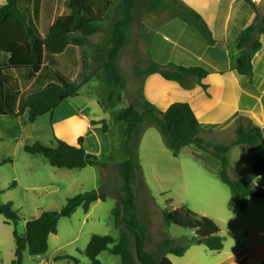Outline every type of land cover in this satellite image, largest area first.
I'll return each mask as SVG.
<instances>
[{
	"label": "rangeland",
	"instance_id": "rangeland-1",
	"mask_svg": "<svg viewBox=\"0 0 264 264\" xmlns=\"http://www.w3.org/2000/svg\"><path fill=\"white\" fill-rule=\"evenodd\" d=\"M150 2H154L155 7ZM179 4V0H136L133 20L126 29V43L118 58L124 88L114 87L100 66L102 50L99 46L104 42L105 32L109 30L113 18L118 17L119 5L96 12L101 19V31L91 37L100 35L94 47V64H99V67L96 70L93 68V74L86 81L81 79L78 82V95L71 97L74 99L69 102L76 108L83 107L91 98L100 103V111L96 109L88 115L92 118L99 113V117L106 120L107 131L104 132L101 123H98L92 124L80 135L84 139L85 150L99 156L100 161L106 163L105 168L97 164L78 169L54 167L43 155L26 152L23 146L36 141L53 145V137L47 136L51 133L48 119L50 113L40 117V126L35 129L37 131L28 126V130H24V133L28 131L27 134L16 140L9 135H16L19 130L17 126L13 123L10 131V127L0 121V203L10 202L18 215L15 223H7L0 214L1 264H11L14 257V230L22 233L27 220L38 217L43 211L59 210L67 198L93 189H103L107 194L106 200L92 203L88 212L79 206L69 217H61L56 234L48 237L47 251L38 256H31L25 251L23 264H74L71 257L78 264H90L84 249L92 234H109L115 240L119 239L121 228L114 224L112 212L117 195H121L122 179L117 164L129 156L124 148V123L116 118V113L128 102L147 100L152 104L157 103V106L154 104L156 110L164 111L171 100H189L201 124L199 136L216 144L232 141L237 124H246L250 120L244 116L240 119L234 106H230L228 97L231 98L232 82L227 74L224 76L209 71L200 81L189 79L190 82L188 80L185 86L190 94L188 98L178 91L161 98L154 96L150 89L144 90L147 81L156 84L157 90L161 88L158 82L153 81L151 74L139 72L150 61L164 67L173 63L197 65L209 70L206 62L201 64L194 59L184 58L178 54V48L172 46L176 32L168 27L172 26L179 31L182 26L178 23L180 21L175 22L180 18L172 16L179 10ZM257 12L263 13L264 8L259 7ZM164 35L167 36L166 41L158 44L159 38L164 39ZM261 67L257 65L251 81L245 75L250 84L264 77ZM72 70H67V75L72 76L69 74ZM11 72L17 74L14 70L8 73ZM50 76L54 79L53 72ZM7 95L11 101V86H7ZM232 110L235 111L231 113ZM9 118L15 121L13 117ZM18 120L21 126L22 122ZM141 130L132 187L134 212L139 222L147 228L146 250L159 254L161 249L167 247L187 245L182 255H167L172 264H241L242 260L244 264H264V199H246L244 208L230 206V189L219 180L216 174L218 163L209 153L189 145L174 156L156 127L144 124ZM76 141L74 139L68 143L75 144ZM255 156L256 151L252 146H232L227 153L229 176L235 179L251 173ZM256 180L255 183L253 181L255 186H264V177ZM181 206L208 216L217 223L219 235L223 239L222 249L210 250L204 243L197 242L198 239L189 228L165 223L162 210ZM97 259L105 264L120 262L119 256L108 250L100 252Z\"/></svg>",
	"mask_w": 264,
	"mask_h": 264
},
{
	"label": "trees",
	"instance_id": "trees-1",
	"mask_svg": "<svg viewBox=\"0 0 264 264\" xmlns=\"http://www.w3.org/2000/svg\"><path fill=\"white\" fill-rule=\"evenodd\" d=\"M111 4L117 1L119 5L118 17L113 18L111 26L105 32L100 66L107 78L116 88H124V78L118 66L119 55L126 43V29L133 20V9L136 0H108ZM250 1V0H248ZM252 1V0H251ZM179 10L172 16H178L184 22L194 26L206 39L213 43L211 31L200 14L179 1ZM155 7L154 2H150ZM37 8V0L35 4ZM252 15L250 20L238 33L235 41L237 56L234 69L246 75L251 81L253 74L252 56L261 47L258 35L264 31V12L259 14L257 7L251 3ZM101 31V19L92 10L87 9L82 14H67L58 17L49 27L44 37L39 36L27 19L26 13L19 9L17 0H5L0 5V115L10 112L6 107L5 88L10 85L12 76L8 73L13 69H30L38 72L43 64V53L58 54L69 45L82 46L87 44V38ZM5 58V60H3ZM143 74L158 73L166 80L176 81L187 86V81H200L209 74V71L197 65L184 66L169 63L164 67L150 61L139 71ZM54 79L43 89L27 94L21 99L19 109L15 113L22 124L34 122L43 114L52 113L61 102L78 95L79 84L58 72H53ZM93 73L88 72L82 77L86 81ZM188 81V83L190 82ZM205 86V85H204ZM121 98V94L118 96ZM240 119L242 118L239 116ZM116 118L124 123L122 131L124 148L128 159L117 164L121 176V195L113 208L114 224L121 228L118 240L111 235L92 234L84 249L90 264H105L97 259L100 252L108 250L120 258L115 264H172L168 254L182 255L187 245L167 247L161 253L153 254L146 250L145 243L147 228L140 223L134 212V194L132 183L137 169V147L140 142L141 128L144 124L156 127L165 145L177 156L180 151L189 145L209 153L218 163L217 176L228 186L231 197L230 206L244 208L246 199H264V186H255L253 181L264 173V136L262 127L250 120L246 124L238 123L235 128V137L227 144L211 143L199 136L201 124L198 121L190 104L186 101H173L164 111L156 110L154 104L147 100L128 102L119 109ZM101 123L102 130L107 131L105 119L91 121V124ZM53 145L34 142L24 145L23 149L30 154L43 155L54 167L78 169L88 165L106 167L99 156L89 153L83 147V137H78L75 144L53 137ZM246 144L256 150L255 162L251 173H246L232 179L228 174L229 160L227 153L232 146ZM4 162V160H2ZM107 194L103 189L90 190L78 193L67 198L59 210L43 211L38 217L25 222L24 231H13L14 257L11 264H23V253L36 256L44 254L48 249V237L56 234L57 223L61 217H69L77 207L81 206L85 212L90 205L98 200L104 201ZM0 214L7 223H15L17 212L11 203H0ZM162 216L167 225L173 224L186 227L193 231L196 239L204 243L213 251L223 247V239L219 235L217 223L210 217L198 214L186 206L175 209L164 208ZM133 243V251L131 250ZM74 264L77 260L71 257ZM244 264V260L241 261ZM261 264V263H258Z\"/></svg>",
	"mask_w": 264,
	"mask_h": 264
},
{
	"label": "crops",
	"instance_id": "crops-1",
	"mask_svg": "<svg viewBox=\"0 0 264 264\" xmlns=\"http://www.w3.org/2000/svg\"><path fill=\"white\" fill-rule=\"evenodd\" d=\"M179 1L201 15L211 31L214 42L211 44L208 43L194 26L177 19L175 22L180 21L178 23L182 24L179 31L172 26L168 27L169 30L173 29L176 32V39L172 41V46H176L178 48V54L183 55L184 58L186 57L190 60L194 59L201 64H205L204 62H206V66L209 69L208 71L221 73L220 75L227 74L229 80L232 82L230 89L231 98L230 96L228 97L230 106H234L239 116L249 118L254 124L261 126L264 136V77L250 84L248 78L245 75L239 74L233 66L237 56L235 41L238 33L250 20L252 15L251 3L257 8H264V0ZM4 2L5 0H0L1 4ZM17 4L19 9L26 13L27 19L36 33L44 37L50 25L60 16L67 14H82L87 9L97 14L96 12L101 9L110 10L111 7L117 4V1L111 4L108 0H37V8H35L36 0H17ZM168 22H171V20ZM166 37L165 35L163 37L164 39L160 37L158 44H163L166 41ZM258 38L261 41V47L252 56L253 71L257 69V65L258 67L262 65L261 71L262 75H264V31L258 35ZM99 40L100 35L95 37L90 36L87 38V44L82 46L69 45L64 51L58 54H51L44 51L43 64L38 72H33L28 69H13L17 74L13 75V72L9 73L12 76V81L9 85L11 86L12 100L10 101L8 98L7 87L5 88V100L6 107L11 113L0 115V121L10 127V131L13 129V123L17 126L19 130L15 133L16 135H9L13 140L21 137V135L25 136L28 131L24 133V130H28L26 128L28 126H31L33 131H37L35 129L40 126V124H38L39 119H41L40 117H45L43 116L45 114L40 115L34 122L21 124V126H19L18 124L20 123L18 119L20 118L16 116L15 113L19 109L21 99L29 93L43 89L53 80L50 76L52 72H58L70 79L74 84H78L86 73H92L93 68L96 70L99 67V64H94V47ZM103 43L99 46L101 50L103 48ZM70 68L73 69L71 73H69L73 74L72 76L66 73ZM158 75V73H154L151 74V77L153 81L161 85V88L157 90L156 84L147 81L144 83V90L150 89L153 91L154 96L161 98H166L170 96L172 92L176 91L184 93L187 98L189 97V92H187L185 87L180 83L166 80ZM72 99L74 98L70 97L61 102L59 106L49 114L50 116L48 119H50L51 133H48L47 136L51 135L52 137L55 136L59 139L71 142L80 137V134H82L84 130L92 127V120L99 121L103 118L99 117L101 116L99 113V115L97 114L95 117H92L93 119L88 115L90 112H94L96 109L98 110V107L101 108L100 103L96 102L95 99L91 98L86 105L80 108H76L70 104L69 101ZM244 99L246 100L245 102H243ZM248 99H250V101H247ZM186 101L188 102L189 100ZM171 102H173V100H171L169 104ZM153 104L155 103L153 102ZM190 106L193 110L191 104ZM235 110H232L231 113ZM9 117H13L15 121H11ZM40 133L41 132H39V134ZM260 177H264V173L256 177L254 183L257 181L256 179Z\"/></svg>",
	"mask_w": 264,
	"mask_h": 264
},
{
	"label": "water",
	"instance_id": "water-1",
	"mask_svg": "<svg viewBox=\"0 0 264 264\" xmlns=\"http://www.w3.org/2000/svg\"><path fill=\"white\" fill-rule=\"evenodd\" d=\"M198 243H200V240H197Z\"/></svg>",
	"mask_w": 264,
	"mask_h": 264
},
{
	"label": "built area",
	"instance_id": "built-area-1",
	"mask_svg": "<svg viewBox=\"0 0 264 264\" xmlns=\"http://www.w3.org/2000/svg\"><path fill=\"white\" fill-rule=\"evenodd\" d=\"M253 1V0H252Z\"/></svg>",
	"mask_w": 264,
	"mask_h": 264
}]
</instances>
